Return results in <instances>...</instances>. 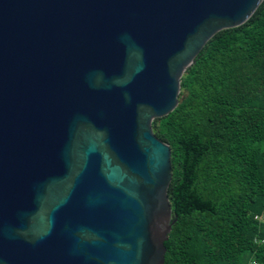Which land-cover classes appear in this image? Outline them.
<instances>
[{
    "label": "water",
    "instance_id": "obj_1",
    "mask_svg": "<svg viewBox=\"0 0 264 264\" xmlns=\"http://www.w3.org/2000/svg\"><path fill=\"white\" fill-rule=\"evenodd\" d=\"M263 0H0V264H163L152 121Z\"/></svg>",
    "mask_w": 264,
    "mask_h": 264
},
{
    "label": "trees",
    "instance_id": "obj_2",
    "mask_svg": "<svg viewBox=\"0 0 264 264\" xmlns=\"http://www.w3.org/2000/svg\"><path fill=\"white\" fill-rule=\"evenodd\" d=\"M152 131L171 149L177 216L163 264H264V0L205 44Z\"/></svg>",
    "mask_w": 264,
    "mask_h": 264
},
{
    "label": "built area",
    "instance_id": "obj_3",
    "mask_svg": "<svg viewBox=\"0 0 264 264\" xmlns=\"http://www.w3.org/2000/svg\"><path fill=\"white\" fill-rule=\"evenodd\" d=\"M256 218H258L260 220H264V214L261 217L257 216Z\"/></svg>",
    "mask_w": 264,
    "mask_h": 264
}]
</instances>
